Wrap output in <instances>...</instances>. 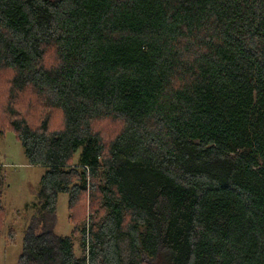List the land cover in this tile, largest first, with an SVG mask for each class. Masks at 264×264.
Returning <instances> with one entry per match:
<instances>
[{"label": "trees", "instance_id": "1", "mask_svg": "<svg viewBox=\"0 0 264 264\" xmlns=\"http://www.w3.org/2000/svg\"><path fill=\"white\" fill-rule=\"evenodd\" d=\"M6 132L46 168L16 264H264V0H0Z\"/></svg>", "mask_w": 264, "mask_h": 264}, {"label": "rangeland", "instance_id": "2", "mask_svg": "<svg viewBox=\"0 0 264 264\" xmlns=\"http://www.w3.org/2000/svg\"><path fill=\"white\" fill-rule=\"evenodd\" d=\"M45 171L43 166L27 165L23 149L12 132L0 134V197L6 214L5 225L0 233V264L17 262L25 229L35 213L40 178ZM67 214V195L59 194L55 227V233L59 236H72ZM9 230L15 232L13 243H9ZM72 239L74 250L80 255V236H72ZM121 245L123 257L126 258V243L122 241Z\"/></svg>", "mask_w": 264, "mask_h": 264}]
</instances>
